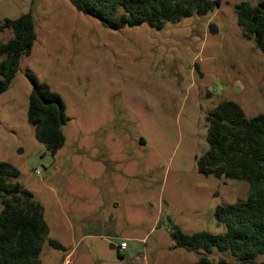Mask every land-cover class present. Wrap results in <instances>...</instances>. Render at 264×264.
<instances>
[{"label":"rangeland","instance_id":"1","mask_svg":"<svg viewBox=\"0 0 264 264\" xmlns=\"http://www.w3.org/2000/svg\"><path fill=\"white\" fill-rule=\"evenodd\" d=\"M260 1L219 0L209 15L161 30L112 31L69 0H0V26L24 14L35 26L32 53L0 96V161L19 170L61 244L47 243L39 264H193L195 253L174 248L173 228L225 232L215 210L246 202L249 184L203 175L197 162L220 103L264 115V53L243 38L235 13ZM12 36L0 28V42ZM28 74L64 103L65 143L55 154L28 122Z\"/></svg>","mask_w":264,"mask_h":264},{"label":"trees","instance_id":"2","mask_svg":"<svg viewBox=\"0 0 264 264\" xmlns=\"http://www.w3.org/2000/svg\"><path fill=\"white\" fill-rule=\"evenodd\" d=\"M77 11L94 17L112 31L141 25L161 30L191 16H207L219 0H69ZM237 25L245 40L256 39L264 53V0L257 5L235 6ZM1 30L12 32L0 42V96L7 92L19 71L22 57L30 56L36 33L33 18L24 14L5 20ZM216 28H214V32ZM32 84L28 122L38 142L55 154L64 146L63 127L68 119L58 94L28 74ZM208 151L198 158L203 175L249 184L246 202L221 206L215 217L225 232L171 233L175 249L195 253L193 264H264V115L248 118L239 105L224 101L208 113ZM20 172L0 161V264H39L45 245L61 248L49 238L44 208L19 181ZM219 255L218 261L213 256ZM121 257H123L121 255Z\"/></svg>","mask_w":264,"mask_h":264},{"label":"crops","instance_id":"3","mask_svg":"<svg viewBox=\"0 0 264 264\" xmlns=\"http://www.w3.org/2000/svg\"><path fill=\"white\" fill-rule=\"evenodd\" d=\"M95 212V211H94ZM98 215V214H97ZM105 225V224H104ZM90 227H92L93 228V230H95L96 232H95V234H100V235H102L103 233H102V231H103V229L102 228H104L105 226H103V223H101V222H99V221H93L92 222V224L90 225ZM98 229H100V230H98ZM124 241L122 240L121 241V243H123ZM120 243V244H121ZM114 248H116L114 245H112ZM117 248L119 249V246H117ZM127 249H128V245H127ZM126 249V250H127ZM120 250V249H119ZM121 251V250H120ZM123 256V255H122Z\"/></svg>","mask_w":264,"mask_h":264},{"label":"built area","instance_id":"4","mask_svg":"<svg viewBox=\"0 0 264 264\" xmlns=\"http://www.w3.org/2000/svg\"><path fill=\"white\" fill-rule=\"evenodd\" d=\"M119 249H120L121 251H125V250L127 249V244H126V242L121 243V244L119 245Z\"/></svg>","mask_w":264,"mask_h":264},{"label":"water","instance_id":"5","mask_svg":"<svg viewBox=\"0 0 264 264\" xmlns=\"http://www.w3.org/2000/svg\"><path fill=\"white\" fill-rule=\"evenodd\" d=\"M112 249H115L113 246H111Z\"/></svg>","mask_w":264,"mask_h":264}]
</instances>
